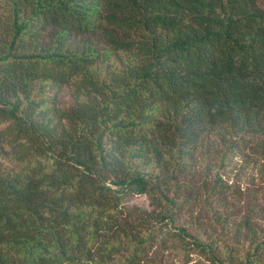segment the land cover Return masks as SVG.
Masks as SVG:
<instances>
[{
	"label": "trees",
	"instance_id": "1",
	"mask_svg": "<svg viewBox=\"0 0 264 264\" xmlns=\"http://www.w3.org/2000/svg\"><path fill=\"white\" fill-rule=\"evenodd\" d=\"M165 243L264 264V0H0V264Z\"/></svg>",
	"mask_w": 264,
	"mask_h": 264
},
{
	"label": "rangeland",
	"instance_id": "2",
	"mask_svg": "<svg viewBox=\"0 0 264 264\" xmlns=\"http://www.w3.org/2000/svg\"><path fill=\"white\" fill-rule=\"evenodd\" d=\"M60 96H61L60 102H63L62 100H64V102L67 101L69 98L68 90L66 91L64 89L61 92ZM139 169L149 176L157 175V171L151 166L142 165L139 167ZM241 178L243 179L244 177L241 176ZM123 202L127 208H130V210H132V208H134L133 207L134 205H135V207L139 206V207H143L146 209H151V206L149 205V200L144 195H134V196L130 197V199L123 200ZM176 224H178V225L184 224L187 227H192V225H189V215L187 214V212L185 210L183 212H181L180 215L178 216V218L176 219ZM207 228H208V226L205 229H207ZM163 230L165 232L166 229L164 228ZM192 233H194V232L192 231ZM202 236H203V238H205V235H202ZM191 249H192V247H191ZM171 251H176L175 258H173V256L171 255ZM161 253L163 254L161 259H157V260H159L160 264H209V262L206 258H204V257H202V255H198L196 253L189 254V257H187V259H186L188 261L183 263V261H184L183 257L180 258V255L183 254V251L180 250L179 247H175L174 245H170L167 243L162 245ZM159 255H160V253H158V257H159Z\"/></svg>",
	"mask_w": 264,
	"mask_h": 264
}]
</instances>
